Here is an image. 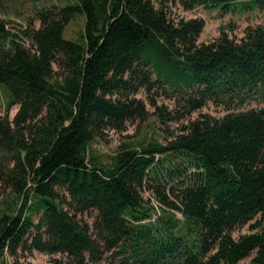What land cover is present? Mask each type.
Wrapping results in <instances>:
<instances>
[{
  "label": "trees",
  "instance_id": "obj_1",
  "mask_svg": "<svg viewBox=\"0 0 264 264\" xmlns=\"http://www.w3.org/2000/svg\"><path fill=\"white\" fill-rule=\"evenodd\" d=\"M208 1L75 0L36 10L22 34L0 16V84L19 105L0 118V181L24 194L0 213V264L30 251L60 255L49 264H264V24L199 42L205 20L175 19L171 5ZM76 12L84 44L63 34ZM186 73L191 84L168 86ZM141 90L165 125L209 103L227 113L96 162L92 141L146 120Z\"/></svg>",
  "mask_w": 264,
  "mask_h": 264
},
{
  "label": "rangeland",
  "instance_id": "obj_2",
  "mask_svg": "<svg viewBox=\"0 0 264 264\" xmlns=\"http://www.w3.org/2000/svg\"><path fill=\"white\" fill-rule=\"evenodd\" d=\"M155 7H160L161 0H151ZM67 3H75V0H0V16L6 19L12 32L22 34L31 22L34 21L35 11L41 8L51 7L54 5L64 6ZM172 17L178 19L180 17L192 18L202 17L206 24L204 30L199 36V42H209L220 35L223 28H228L233 24V30L230 32L232 37L241 38L245 35L248 26H257L264 24V9L261 8L256 0H230L216 1L209 0L206 4L196 7L193 10H183L180 4L171 5ZM39 25L38 22H35ZM85 26L86 16L82 12H76L74 17L66 25L64 29V37L77 43H85ZM157 73L153 76L156 78ZM165 78V75L162 74ZM192 81L186 73L182 79H172L168 81L171 89L176 87H186ZM174 93L172 97H175ZM137 97L144 99L148 106V116L144 121H136L128 123L124 131L109 130L103 138L95 139L88 146L89 156L98 163L109 165L111 157L122 147L130 146L139 148L147 143L159 141L165 142L170 139L171 135L180 133L181 128L188 124L189 121L199 118L202 113H208L216 117H221L227 113L222 107H217L213 103H209L204 108L195 111L192 115L186 116L179 120L170 121L167 125L162 124L157 116L156 107L150 105L149 95L146 91L141 90ZM13 99L12 92L6 84H0V118H8L13 120L18 111V104H11ZM159 106L167 109L175 107L174 98L166 96L158 97ZM260 105L258 101L246 104L240 110L248 109ZM150 192H146V196H150ZM37 197L31 193L25 214H32L36 221L39 220L38 214L34 213V206ZM155 201V199H153ZM24 194L16 193L11 187H8L0 181V213L13 212L16 213L23 205ZM156 205L158 203L156 202ZM44 209L42 210V212ZM85 219L92 221L91 215H85ZM248 232V226L243 227L235 235ZM39 251H30L19 253L18 256L7 255V264H49L54 257ZM248 261V260H247ZM246 261V262H247ZM119 259L113 255H107L99 264H118Z\"/></svg>",
  "mask_w": 264,
  "mask_h": 264
}]
</instances>
